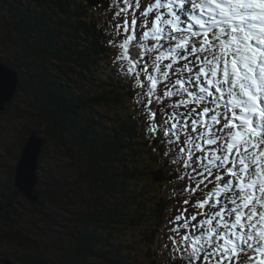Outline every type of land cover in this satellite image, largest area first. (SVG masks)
I'll return each instance as SVG.
<instances>
[{
  "label": "trees",
  "instance_id": "trees-1",
  "mask_svg": "<svg viewBox=\"0 0 264 264\" xmlns=\"http://www.w3.org/2000/svg\"><path fill=\"white\" fill-rule=\"evenodd\" d=\"M111 2L0 0V61L18 71L6 109L29 120L19 149L31 130L45 138L40 203L14 186L13 165L0 199V235L27 252L16 260L2 253L16 264H169L168 222L185 183L170 175L167 145L147 138L138 88L116 74ZM49 140L64 157L56 154V171L43 161ZM65 209L75 218H61Z\"/></svg>",
  "mask_w": 264,
  "mask_h": 264
},
{
  "label": "snow or ice",
  "instance_id": "snow-or-ice-1",
  "mask_svg": "<svg viewBox=\"0 0 264 264\" xmlns=\"http://www.w3.org/2000/svg\"><path fill=\"white\" fill-rule=\"evenodd\" d=\"M112 8L116 74L140 89L147 138L185 183L169 264H264V0Z\"/></svg>",
  "mask_w": 264,
  "mask_h": 264
},
{
  "label": "rangeland",
  "instance_id": "rangeland-1",
  "mask_svg": "<svg viewBox=\"0 0 264 264\" xmlns=\"http://www.w3.org/2000/svg\"><path fill=\"white\" fill-rule=\"evenodd\" d=\"M147 6H148L147 4L144 5V7ZM137 90H138L137 93L140 92L139 88ZM18 104H22V101H20V99ZM21 111H22L21 108L18 107L16 108L12 106L11 108L6 109V111L0 115V199L3 197L4 194L9 195V189L4 185V182L6 181L7 183H9V178H10L9 166L12 165L15 166L19 158L20 149H21V148L19 149L20 137H23V129L29 124V120L21 116L22 113ZM48 145H49L48 146L49 152L46 153V156L43 158V161H45L46 163L45 166L50 164L54 166L53 170L55 171L59 170L60 164L55 165L54 163L57 160L55 159L56 156L58 155L60 156L62 155V153L54 146L53 141L49 140ZM45 166L43 167L45 168ZM38 175L41 176V178L44 177L45 179L47 177V173H43V171L42 173L39 172ZM40 184L41 183L39 182L38 185ZM159 186L161 185L159 184L153 185V190H155V188H159ZM28 209L29 207L25 208V210H27L28 212L27 214L31 213V211H28ZM60 214H63L61 218H66V217L69 219L75 218L74 215H69L66 209L64 210V212L60 211ZM30 216L28 215L25 221H23L22 223L25 225L27 223L28 225V222H30L29 220ZM70 222L72 223V221ZM137 236L140 238L138 232L136 233L135 238H137ZM24 250L25 249H23L22 247L16 245L14 242L4 239L3 236L0 235V258H2L1 261H3V258H5L4 256H2V253L10 254L15 260L18 258H24L26 257L27 254V252H25ZM15 260L13 262L16 264ZM1 263L3 264V262Z\"/></svg>",
  "mask_w": 264,
  "mask_h": 264
},
{
  "label": "water",
  "instance_id": "water-1",
  "mask_svg": "<svg viewBox=\"0 0 264 264\" xmlns=\"http://www.w3.org/2000/svg\"><path fill=\"white\" fill-rule=\"evenodd\" d=\"M17 85L18 71L0 61V111H4L7 104L12 101ZM44 145V136L31 130L21 147L14 167L13 184L22 197L31 203H40L35 190L39 183L37 170ZM2 262L3 264H15L8 257L3 258Z\"/></svg>",
  "mask_w": 264,
  "mask_h": 264
},
{
  "label": "bare ground",
  "instance_id": "bare-ground-1",
  "mask_svg": "<svg viewBox=\"0 0 264 264\" xmlns=\"http://www.w3.org/2000/svg\"><path fill=\"white\" fill-rule=\"evenodd\" d=\"M158 150V149H157ZM153 154V153H152ZM156 154V153H155Z\"/></svg>",
  "mask_w": 264,
  "mask_h": 264
}]
</instances>
